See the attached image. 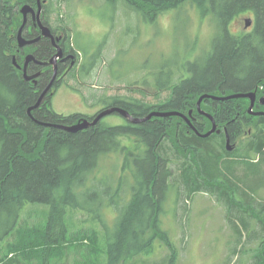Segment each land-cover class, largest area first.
Here are the masks:
<instances>
[{
	"label": "trees",
	"instance_id": "obj_1",
	"mask_svg": "<svg viewBox=\"0 0 264 264\" xmlns=\"http://www.w3.org/2000/svg\"><path fill=\"white\" fill-rule=\"evenodd\" d=\"M35 1L0 0V243L18 234L9 242L13 255L0 256V264H64L72 233L70 212H98L97 206L103 200L99 197L94 208L89 206L86 186L96 181L102 158L118 151L125 154L122 170L126 175L132 173L135 182L128 199L121 195L127 183L125 174L116 187L107 183L103 191V199L109 200L117 211L116 201L127 200L119 210L114 231H109L105 224V230L102 228L104 264H139L142 258L145 262L154 252L157 240L171 250L166 264H175L176 246L161 227V217L169 197L176 193L179 199L182 191L190 196L198 191L218 194L226 206L227 220L238 236V246L245 238L260 241L251 264H264V202L254 196L264 183L247 187L242 178L244 171L238 173L244 169L245 176L258 178L264 172V115L250 114L246 98L205 99L202 109L213 113L218 126L227 127L231 141L237 143L232 151L227 149L224 134L201 137L179 116L153 117L140 123L127 120L117 126L101 119L77 133L49 127L46 123L71 125L84 117H94L59 114L52 108L51 99L43 100L29 113L40 94L18 74L13 55L19 61L14 43L21 24L19 9ZM126 1L138 15L151 19L187 5L194 6L201 18H210L213 24L212 45L204 59L195 60L193 51H186L187 55L180 60L153 72L159 92H170L165 100L150 103L133 97L110 96L106 108L123 107L134 117L143 118L153 111L177 110L188 114L194 109L197 113L198 99L205 93L229 95L256 90L258 96L264 94V0ZM246 13L254 17L253 30L233 34L231 23ZM50 15L47 9L49 25ZM71 43L68 33L67 45ZM41 47L39 57L53 55L46 41L41 42ZM202 120L207 125L195 122V126L205 133L211 128V121ZM246 135L250 139L243 143ZM124 137L134 138L132 148L122 143ZM168 141L172 142L169 148L175 149L178 160L175 168L176 160L167 149ZM28 204L49 207L44 219L35 226L21 222ZM239 211L243 215H238ZM253 218L258 225H252ZM98 235L95 230L86 234L85 239L92 242V257L100 254ZM238 246L233 248V254H238ZM229 260L226 264H231Z\"/></svg>",
	"mask_w": 264,
	"mask_h": 264
},
{
	"label": "rangeland",
	"instance_id": "obj_2",
	"mask_svg": "<svg viewBox=\"0 0 264 264\" xmlns=\"http://www.w3.org/2000/svg\"><path fill=\"white\" fill-rule=\"evenodd\" d=\"M48 3L50 23L54 27H66L72 43L80 49L81 57L80 66L74 68L71 76H67L64 81L68 84L63 85L53 97L51 106L59 114L68 116L80 113L94 117L109 106L107 97L110 96L133 97L150 103L165 100L170 92H159L153 72L164 64L180 60L187 55L186 51H193L192 58L197 60L204 59L211 50L213 24L210 18H201L197 9L191 5L151 19L138 15L126 0H48ZM20 17L22 21V15ZM248 17L254 19L252 14L246 13L231 23L233 34L249 33L253 30L254 24L249 28L245 27V19ZM158 93H161L159 98ZM247 103L249 109V99ZM103 122L117 126L127 123V120L119 113H112L104 117ZM249 136L243 137V143L249 141ZM133 139L124 137L122 143L132 148L135 144ZM171 144L168 141L167 149L176 160L175 165L173 164L175 168L178 160L174 155L175 149L169 148L172 147ZM124 156L120 151L105 155L95 176L96 181L86 186L89 189V206L94 208L100 200L97 199L99 197L103 200L97 206L98 212H70L72 233L66 246L64 264L105 263L102 228L105 230V224L109 231H114L118 213L127 200L116 201L117 211L110 205L109 200L103 199V191L107 183L115 184L116 187L125 174L122 170ZM129 164L134 168L132 161ZM243 171L242 178L247 187L255 188L261 182L264 183V172L255 178L250 174L245 176L244 169H239L238 173L241 175ZM124 178L127 183L123 185L121 195L128 199L135 177L131 173L125 174ZM115 192L116 188L113 194ZM254 196L264 202V184ZM222 201L218 194L206 191L194 192L191 196L189 192L182 191L179 199L176 193L169 197L161 217V227L169 233L176 246L175 264H226L229 259L231 264H251L260 241L245 238L238 246V236L227 220V209ZM48 209L49 207L40 204H28L23 209L21 222L35 226L44 219ZM241 214L243 215L239 211L238 215ZM251 222L253 226L258 225L254 218ZM94 230L100 238L97 244L100 254L97 257L91 256L92 242L85 239L86 234ZM16 236L18 237L17 233L0 243V256L9 258L13 255L9 242ZM236 244L237 255L233 254ZM14 255L18 256L19 253ZM170 255L169 247L157 240L154 252L145 262L142 258L139 264H166Z\"/></svg>",
	"mask_w": 264,
	"mask_h": 264
},
{
	"label": "flooded vegetation",
	"instance_id": "obj_3",
	"mask_svg": "<svg viewBox=\"0 0 264 264\" xmlns=\"http://www.w3.org/2000/svg\"><path fill=\"white\" fill-rule=\"evenodd\" d=\"M44 1V0H43ZM48 0L43 3V12H42V17L41 20L44 25H47L51 29V36H45L43 35V30L41 27V24L38 22V20H35L32 14H29L27 18V24L24 28L23 31V36L29 41L35 40L31 44L26 45L25 47H20L19 46V40H18V32L19 29L24 21V16L20 11V15H22V21L20 26L18 27L16 34H15V39L14 43L16 45V53L20 54V58L18 61L17 55H13V62L14 65L16 66L18 70V74H22L23 78L29 82V84L34 88L35 92L41 94L49 87L50 83L53 80L54 77V65L53 64H42L41 62H49L51 58L57 54L58 52V46L62 47V56L59 57L58 59V75L51 86V88L48 90L47 94L44 97V101L48 99H51V105H52V100L54 95L59 91V89L68 83H65V79L67 76H71V73L73 72V69L80 66V59L81 57L79 56V51L75 47L73 43L70 45H67V38H68V31L65 30L63 27H54L51 23L50 25L46 23L47 19V6H48ZM34 8L37 10L38 9V0L35 1V4H33ZM20 10V9H19ZM46 41V43L50 44L51 51L50 53L53 54L50 58H45V57H39L37 55V52L39 53L41 47V42ZM43 49V48H42ZM41 49V50H42ZM29 54L34 55V59L29 60L28 65H27V75L28 76H33L35 77L31 79L26 78V74L24 72V67L27 61V56ZM14 57H16V61L14 60ZM88 58V57H87ZM40 61V62H38ZM216 95V94H214ZM217 96H225V95H217ZM264 96L257 95V100L255 102V111H264V103L261 102V98ZM211 100H216V101H224V100H217V99H212ZM205 100L203 101V103ZM193 110L192 115H190V111ZM187 116H189L192 119V123L195 125L196 123L203 124L204 126L207 125V123L202 120L204 118H208L207 116L203 115L200 113L197 107V113L194 112V109H191ZM206 111V110H205ZM209 112V111H207ZM213 116H215L213 113L209 112ZM182 118V117H180ZM126 119V118H125ZM185 122L188 123V121L184 118H182ZM209 119V118H208ZM128 120V119H126ZM210 120V119H209ZM211 121V120H210ZM189 124V123H188ZM212 124V122H211ZM191 127V125H190ZM196 127V126H195ZM192 128V127H191ZM220 128V127H219ZM193 129V128H192ZM221 132L220 133H215V134H224L226 143H227V127H222L220 128ZM194 130V129H193ZM195 131V130H194ZM207 132V131H206ZM232 140V139H231ZM234 145L233 150L237 147L236 142H232Z\"/></svg>",
	"mask_w": 264,
	"mask_h": 264
},
{
	"label": "water",
	"instance_id": "obj_4",
	"mask_svg": "<svg viewBox=\"0 0 264 264\" xmlns=\"http://www.w3.org/2000/svg\"><path fill=\"white\" fill-rule=\"evenodd\" d=\"M20 11L24 16V21H23V23L19 29V32H18V40H19V46L20 47H25L26 45L31 44L32 42L35 41V40L29 41L26 38H24V36H23V31H24V28L27 24V18L29 16V14H32L34 19L38 20V22L41 24V27L43 30V35L51 36L50 27L47 25H44L42 20H41L42 12H43L42 0H38V9L37 10L30 4H24L21 7ZM245 22H246L245 27L249 28L251 25L254 24V19L252 17H248L245 19ZM62 54H63L62 47L58 46L57 54H55L49 62H41L42 64H45V65L46 64L47 65L48 64L54 65V77H53V80L50 83L49 87L41 94L38 102L34 106H32L28 109L29 113L31 112V110L33 108H36V107L41 105L45 95L48 92V90L51 88V86L55 82L57 75H58V65H57L58 59L60 56H62ZM31 59H34V55L29 54L27 56V61H26L25 67H24V72L26 74L27 79H31V78L35 77V75H33V76L27 75V65H28L29 60H31ZM14 60L16 61V57H14ZM38 62H40V61H38ZM257 95L258 94H257L256 90L250 91V92H235V93H232L230 95H225V96H217V95H214L211 93H205V94L201 95L198 99V102H197L198 110L200 111L201 114L207 116L212 122V128L205 133H202L199 130H197L195 125L192 123V119L181 111H177V110L153 111L147 117L140 118V117H133V115L128 110L124 109L123 107H119V106L105 108L101 112H99L96 116H94L93 119H89L87 117H84L82 120L78 121L75 124L63 125V124L46 123V125L49 127H57V128L66 130V131L71 132V133H77V132L84 130V129L92 126V125H95L101 119H103L104 117H106L112 113H119L122 116H124L126 119H128L130 122H133V123H140V122H143L145 120H149L153 117H165L166 118V117H171V116H179V117L186 119L188 121L189 125H191V127L196 131V133L199 136L206 138V137H209L210 135H212L214 133H220L221 129L219 128L215 117L212 114H210L209 112L202 109V103L205 99L212 98V99H217V100H230V99L246 98V99L250 100V106L248 109L249 113L254 115V116H262V115H264V111L259 112V111L254 110L255 102L257 100ZM261 102L264 103V96L261 98ZM192 112H193V110L190 111V115H192ZM226 145H227V149L229 151L233 150L234 145L232 144L231 137H230L229 133H227Z\"/></svg>",
	"mask_w": 264,
	"mask_h": 264
},
{
	"label": "bare ground",
	"instance_id": "obj_5",
	"mask_svg": "<svg viewBox=\"0 0 264 264\" xmlns=\"http://www.w3.org/2000/svg\"><path fill=\"white\" fill-rule=\"evenodd\" d=\"M47 0H44V1H42V5H43V2H46ZM31 5V4H30ZM33 6V5H32ZM34 7V6H33ZM230 95V94H229ZM115 107V106H114ZM110 108V107H109ZM34 109V108H33ZM134 117V116H133Z\"/></svg>",
	"mask_w": 264,
	"mask_h": 264
}]
</instances>
